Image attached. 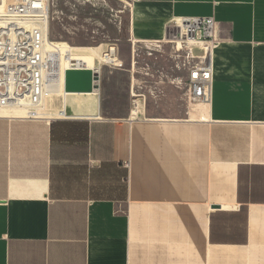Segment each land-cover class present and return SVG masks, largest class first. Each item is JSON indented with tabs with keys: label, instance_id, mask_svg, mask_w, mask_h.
Returning <instances> with one entry per match:
<instances>
[{
	"label": "crops",
	"instance_id": "crops-1",
	"mask_svg": "<svg viewBox=\"0 0 264 264\" xmlns=\"http://www.w3.org/2000/svg\"><path fill=\"white\" fill-rule=\"evenodd\" d=\"M129 1L135 44L214 19L210 99L131 54L97 103L0 115V264H264V0Z\"/></svg>",
	"mask_w": 264,
	"mask_h": 264
},
{
	"label": "built area",
	"instance_id": "built-area-1",
	"mask_svg": "<svg viewBox=\"0 0 264 264\" xmlns=\"http://www.w3.org/2000/svg\"><path fill=\"white\" fill-rule=\"evenodd\" d=\"M50 24V0H0V112L20 111L24 113L21 118L37 119L47 97L64 89L65 72L87 69L67 61L71 52L62 54L58 45L65 42L50 39ZM215 25L212 17L183 18L168 29L164 39L181 42L182 53L176 57L187 69L188 97L192 101L208 102L211 96L209 54ZM191 43L200 44L202 54H193ZM113 50L101 54L98 73L91 70L98 77V88L102 69L121 65ZM65 61L68 66L63 69Z\"/></svg>",
	"mask_w": 264,
	"mask_h": 264
},
{
	"label": "rangeland",
	"instance_id": "rangeland-1",
	"mask_svg": "<svg viewBox=\"0 0 264 264\" xmlns=\"http://www.w3.org/2000/svg\"><path fill=\"white\" fill-rule=\"evenodd\" d=\"M129 8V0H50V39L55 42H65L71 47L93 48L99 54L95 56L97 62H99L101 54L109 51L110 48L114 49L113 56L122 59L130 57L131 54H136L141 59H154L155 56H162V59L156 63L139 61V66H144L147 63L149 68L153 70L169 71L172 69L177 74L179 84H181V79L187 77L188 72L180 64L182 59L176 56L182 53L183 47L178 49L176 43H133L129 36ZM194 54H197L196 50H194ZM177 63L179 68H176ZM124 66L128 68V65L125 64ZM106 69H102L103 76L107 71ZM76 97L78 101L91 98L96 103L100 99L98 93L73 94L65 97L60 95L50 100L47 98L41 114L49 115L55 112L57 116L58 107L55 109V106L59 105H51V102L63 100L67 105V103L72 102L71 99H74L73 102H75ZM130 103L131 99L128 100L127 97L125 104ZM70 106L74 107V105ZM70 106L67 105V111ZM121 106L127 108L131 105ZM53 109L57 111L53 112ZM62 192L70 195L77 194L76 191Z\"/></svg>",
	"mask_w": 264,
	"mask_h": 264
},
{
	"label": "bare ground",
	"instance_id": "bare-ground-1",
	"mask_svg": "<svg viewBox=\"0 0 264 264\" xmlns=\"http://www.w3.org/2000/svg\"><path fill=\"white\" fill-rule=\"evenodd\" d=\"M163 43H172L170 41H163ZM176 43L177 44V48L181 49V42L180 41H175L173 42V44ZM61 49L62 54H66L67 52H71V54L68 56L67 61L72 60L77 62L79 65L78 66H82V67H86L87 69L96 71V73H98L97 70H99L100 68V61L97 62L95 60V56H98L99 54L90 47H86V48H76V47H71L68 46L65 43H59L58 45ZM189 50L192 51V53L194 54V50H196V52L200 51V53L202 54V47L200 44L197 43H191L189 46ZM112 61V59H111ZM114 61V60H113ZM68 65L65 63H63V69H65V67H67ZM62 83H63V79H62ZM97 93V88L93 89L91 92H86V93H71V92H66L62 87L61 90L59 92L53 93L51 95H49L47 98L48 100L55 98V97H59L60 95H63L64 97L67 95H73V94H95ZM45 102V101H44ZM44 105V103H43ZM43 105L41 106L40 109V115L42 116L41 112L43 111V108H45V105L43 107ZM58 109V115L59 116H67L66 112H67V105L66 103L62 100L60 101V105ZM57 111V110H55ZM0 115H11V116H17V117H23L24 113L20 112V111H15L14 114H9V113H2L0 112ZM40 116V117H41Z\"/></svg>",
	"mask_w": 264,
	"mask_h": 264
},
{
	"label": "water",
	"instance_id": "water-1",
	"mask_svg": "<svg viewBox=\"0 0 264 264\" xmlns=\"http://www.w3.org/2000/svg\"><path fill=\"white\" fill-rule=\"evenodd\" d=\"M97 75L90 69L67 70L64 75V90L71 93H86L98 88Z\"/></svg>",
	"mask_w": 264,
	"mask_h": 264
}]
</instances>
